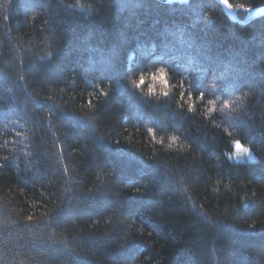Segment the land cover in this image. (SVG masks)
<instances>
[{
  "label": "trees",
  "instance_id": "16d2710c",
  "mask_svg": "<svg viewBox=\"0 0 264 264\" xmlns=\"http://www.w3.org/2000/svg\"><path fill=\"white\" fill-rule=\"evenodd\" d=\"M0 264H264V16L0 0Z\"/></svg>",
  "mask_w": 264,
  "mask_h": 264
},
{
  "label": "clouds",
  "instance_id": "9594fccd",
  "mask_svg": "<svg viewBox=\"0 0 264 264\" xmlns=\"http://www.w3.org/2000/svg\"><path fill=\"white\" fill-rule=\"evenodd\" d=\"M127 82L130 87L133 90H136L138 93L140 89H146L147 94L155 95L157 94L158 89H163L160 94L164 97H167L169 95V92L167 90L172 87V85H170L169 83L168 77L162 76L159 69H156L152 72H141L136 77L130 75L127 78ZM237 142L239 141L235 142V146L237 150H241ZM243 151L248 152L249 149L245 148Z\"/></svg>",
  "mask_w": 264,
  "mask_h": 264
},
{
  "label": "water",
  "instance_id": "95a60500",
  "mask_svg": "<svg viewBox=\"0 0 264 264\" xmlns=\"http://www.w3.org/2000/svg\"><path fill=\"white\" fill-rule=\"evenodd\" d=\"M163 4L171 5V4H179V5H186L189 3L190 0H155ZM215 1L223 10V12L233 21L239 24H247L250 21L263 17L264 16V6L254 8V9H245V8H237L233 9L231 7L226 6L221 0H213ZM242 12L245 14V17L241 20L237 17V14Z\"/></svg>",
  "mask_w": 264,
  "mask_h": 264
},
{
  "label": "rangeland",
  "instance_id": "374dc122",
  "mask_svg": "<svg viewBox=\"0 0 264 264\" xmlns=\"http://www.w3.org/2000/svg\"><path fill=\"white\" fill-rule=\"evenodd\" d=\"M232 158L235 161L249 162V161H252L254 159V156L249 151L244 152L243 150H237V148L234 144L233 145V156H232Z\"/></svg>",
  "mask_w": 264,
  "mask_h": 264
},
{
  "label": "snow or ice",
  "instance_id": "6c2138e0",
  "mask_svg": "<svg viewBox=\"0 0 264 264\" xmlns=\"http://www.w3.org/2000/svg\"><path fill=\"white\" fill-rule=\"evenodd\" d=\"M221 2L224 3V4H225L226 6H228V7H232V5L230 4L229 0H221ZM239 7H243V5H240ZM160 74H161L162 76H167V74H166L163 70L160 71ZM212 87L214 88L215 85H212ZM105 95H106V94H105ZM225 107H229V105L225 104ZM237 143H238L239 148H240L241 150H244V149H245V148H243V147L241 146V143H239V142H237ZM28 219L30 220L31 217H29Z\"/></svg>",
  "mask_w": 264,
  "mask_h": 264
}]
</instances>
